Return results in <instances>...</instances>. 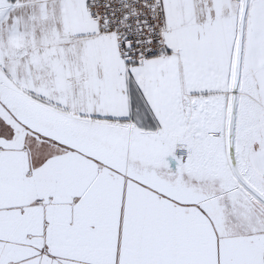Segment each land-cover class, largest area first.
Listing matches in <instances>:
<instances>
[{"label":"snow or ice","instance_id":"6c2138e0","mask_svg":"<svg viewBox=\"0 0 264 264\" xmlns=\"http://www.w3.org/2000/svg\"><path fill=\"white\" fill-rule=\"evenodd\" d=\"M0 264H264V0H0Z\"/></svg>","mask_w":264,"mask_h":264}]
</instances>
